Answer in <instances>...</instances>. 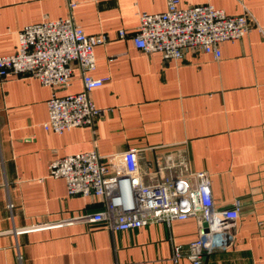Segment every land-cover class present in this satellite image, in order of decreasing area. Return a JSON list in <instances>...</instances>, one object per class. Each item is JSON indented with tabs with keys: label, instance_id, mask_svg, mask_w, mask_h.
Returning <instances> with one entry per match:
<instances>
[{
	"label": "crops",
	"instance_id": "crops-1",
	"mask_svg": "<svg viewBox=\"0 0 264 264\" xmlns=\"http://www.w3.org/2000/svg\"><path fill=\"white\" fill-rule=\"evenodd\" d=\"M205 5L252 23L244 38L222 45L219 60L202 52L166 60L135 46L140 16L165 12L167 0H0V57L17 52L23 29L47 21L71 18L87 35L108 37L95 48L92 76L108 81L91 93L104 111L94 127H44L53 94L83 90L76 65L65 90L0 77V264H194L174 262L176 246L201 236L194 218L116 232L105 223L34 229L106 209L104 199L71 195L66 179L49 175L52 161L130 149L140 151L146 185L190 178L175 168L183 160L193 185V173L209 175L218 207L241 203L227 247L204 264H264V0H180L181 8Z\"/></svg>",
	"mask_w": 264,
	"mask_h": 264
},
{
	"label": "built area",
	"instance_id": "built-area-1",
	"mask_svg": "<svg viewBox=\"0 0 264 264\" xmlns=\"http://www.w3.org/2000/svg\"><path fill=\"white\" fill-rule=\"evenodd\" d=\"M69 7L73 9L75 4L70 3ZM251 25L248 15L230 16L211 5L181 8L180 0H167L165 12L140 16L132 38L137 48L161 53L166 60L183 59L187 52L211 54L219 60L222 45L244 38ZM119 36L126 37V31H120ZM19 39L14 55L0 57V77H33L53 90H65L72 85L76 65L81 71L83 90L64 97L53 94L44 127L59 134L76 127H94L104 111L96 107L91 93L108 81L92 76L96 69L95 48L107 44L108 37L89 36L73 19L66 18L28 26L20 32ZM139 154L137 149L111 156L91 151L52 161L49 175L66 179L71 195L104 199L106 209L34 229L105 223L116 232L194 218L199 222L201 236L186 246H176L174 262L187 257L194 264H204L208 254L227 247L225 237L241 216V203L237 201L230 208L218 207L209 175L193 173L192 178L197 179L193 185L189 162L183 160L175 168L190 178H164L153 186L146 185ZM166 170L171 167L161 168V175ZM12 207L10 204L9 208Z\"/></svg>",
	"mask_w": 264,
	"mask_h": 264
},
{
	"label": "water",
	"instance_id": "water-1",
	"mask_svg": "<svg viewBox=\"0 0 264 264\" xmlns=\"http://www.w3.org/2000/svg\"><path fill=\"white\" fill-rule=\"evenodd\" d=\"M204 226H205V227H207V225H206V224H205Z\"/></svg>",
	"mask_w": 264,
	"mask_h": 264
}]
</instances>
